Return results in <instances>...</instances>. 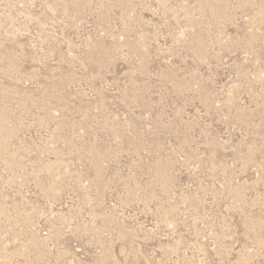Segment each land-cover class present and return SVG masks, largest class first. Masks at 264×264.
Segmentation results:
<instances>
[{"label":"rangeland","instance_id":"rangeland-1","mask_svg":"<svg viewBox=\"0 0 264 264\" xmlns=\"http://www.w3.org/2000/svg\"><path fill=\"white\" fill-rule=\"evenodd\" d=\"M0 264H264V0H0Z\"/></svg>","mask_w":264,"mask_h":264}]
</instances>
